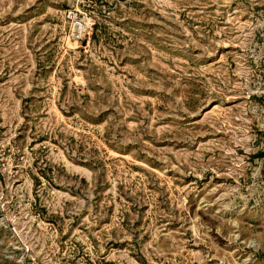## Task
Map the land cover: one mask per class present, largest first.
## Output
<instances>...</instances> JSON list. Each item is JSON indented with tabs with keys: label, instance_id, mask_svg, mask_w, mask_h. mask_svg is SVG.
<instances>
[{
	"label": "rangeland",
	"instance_id": "374dc122",
	"mask_svg": "<svg viewBox=\"0 0 264 264\" xmlns=\"http://www.w3.org/2000/svg\"><path fill=\"white\" fill-rule=\"evenodd\" d=\"M0 264H264V0H0Z\"/></svg>",
	"mask_w": 264,
	"mask_h": 264
},
{
	"label": "built area",
	"instance_id": "2783aa9c",
	"mask_svg": "<svg viewBox=\"0 0 264 264\" xmlns=\"http://www.w3.org/2000/svg\"><path fill=\"white\" fill-rule=\"evenodd\" d=\"M85 23L81 19H75L73 27H75V30H72V38L74 40H81L85 37L86 28L88 27L87 25H84Z\"/></svg>",
	"mask_w": 264,
	"mask_h": 264
}]
</instances>
